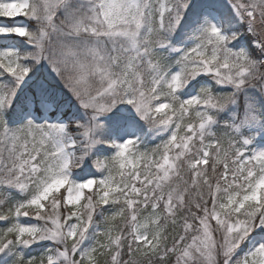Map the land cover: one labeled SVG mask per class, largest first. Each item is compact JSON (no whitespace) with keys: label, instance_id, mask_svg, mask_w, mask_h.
Returning a JSON list of instances; mask_svg holds the SVG:
<instances>
[{"label":"snow or ice","instance_id":"1","mask_svg":"<svg viewBox=\"0 0 264 264\" xmlns=\"http://www.w3.org/2000/svg\"><path fill=\"white\" fill-rule=\"evenodd\" d=\"M0 264H264V0H0Z\"/></svg>","mask_w":264,"mask_h":264}]
</instances>
